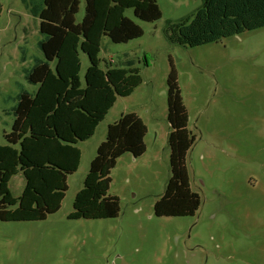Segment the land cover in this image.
Listing matches in <instances>:
<instances>
[{
	"label": "rangeland",
	"instance_id": "1",
	"mask_svg": "<svg viewBox=\"0 0 264 264\" xmlns=\"http://www.w3.org/2000/svg\"><path fill=\"white\" fill-rule=\"evenodd\" d=\"M76 1L80 22L86 3ZM142 1L143 17L134 8L123 12L140 34L118 25L124 42L103 36L98 54L101 68L127 54L140 70L141 84L131 95L117 96L94 135L78 144L80 164L68 174L59 210L41 220H0V264H264V27L183 46L167 38L166 25L203 0ZM0 3V90L14 91L18 81L35 91L19 62L24 27L31 29L26 45L34 50V19L20 0ZM105 21L103 13L100 25ZM108 24L115 26L112 18ZM81 61L83 80L89 62L83 54ZM173 71L174 84L168 81ZM47 98L38 114L47 109ZM127 112L146 125V150L140 156L124 153L109 171L107 193L118 198L119 211L77 208L107 125ZM177 116L194 137L185 165L197 202L159 215L154 204L172 174L167 138ZM13 120H0V145ZM25 182L21 171L12 174L11 195L20 196Z\"/></svg>",
	"mask_w": 264,
	"mask_h": 264
},
{
	"label": "trees",
	"instance_id": "2",
	"mask_svg": "<svg viewBox=\"0 0 264 264\" xmlns=\"http://www.w3.org/2000/svg\"><path fill=\"white\" fill-rule=\"evenodd\" d=\"M20 1L34 19L33 28L38 34L30 53L26 38L31 29L23 28L20 73L27 84L37 88L29 91L23 83L15 81L14 91L0 90V120L4 116L14 118L12 130L4 136L6 144L0 145L2 221L41 220L59 210L68 188V174L77 171L80 164L78 144L90 138L117 96L131 95L142 82L139 69L127 54L118 55L113 62L105 61L103 70L98 52L103 36L115 43L124 42L126 38L119 32L122 25L131 34H140V29L123 12L134 8L135 14L143 17L144 1L85 0L80 22L75 19L76 0ZM103 13L106 21L100 25ZM110 18L115 26L109 27ZM261 27H264V0H203L194 12L169 22L165 33L171 42L194 47ZM81 54L89 62L83 80ZM168 81L176 82L174 71ZM53 97L50 104L48 101ZM46 98L43 109H47L38 114L39 104L43 105ZM189 132L186 120L178 116L170 125L167 147L172 174L164 194L154 204L159 215L179 212L197 202L185 165L194 139ZM145 133L146 128L134 113L120 115L107 128L105 140L97 147L84 186L78 192L77 208L92 207L112 215L119 211L118 198L107 193L109 171L124 153L133 156L144 153ZM18 171L26 182L20 196L14 197L8 185L12 174Z\"/></svg>",
	"mask_w": 264,
	"mask_h": 264
},
{
	"label": "crops",
	"instance_id": "3",
	"mask_svg": "<svg viewBox=\"0 0 264 264\" xmlns=\"http://www.w3.org/2000/svg\"><path fill=\"white\" fill-rule=\"evenodd\" d=\"M0 11H1V3H0ZM100 47H101V44H100ZM99 52H100V50H99ZM99 52H98V54H99ZM99 58V57H98ZM110 61H112L113 62V60L111 59ZM99 62H100V59H99ZM99 66H100V64H99ZM81 68H82V66H81ZM101 68V67H100ZM138 68V67H137ZM103 70H104V68H102ZM139 69V68H138ZM81 71V70H80ZM85 72V71H84ZM139 73H140V70H139ZM127 113H129V112H127ZM127 113H124V114H127ZM124 114H121V115H124ZM104 120V119H103ZM103 120H101L97 125H96V127H95V129H94V131H93V133H92V135L90 136V138L94 135V133H95V131H96V128L98 127V125L103 121ZM141 120V119H140ZM117 120H115L114 122H116ZM114 122H112V123H110V124H108L107 125V128L109 127V126H111ZM141 122H142V124L144 125V127L146 128V133H147V127H146V125L144 124V122L141 120ZM106 132H107V130H106ZM146 133H145V135H146ZM169 134V133H168ZM145 135H144V137H145ZM106 137V136H105ZM105 140V139H104ZM103 140V141H104ZM103 141H101V142H103ZM100 142V143H101ZM144 144H145V142H144ZM99 146V145H98ZM145 150H146V145H145ZM145 152V151H144ZM143 154V153H142ZM93 159V158H92ZM92 161V160H91ZM117 163V162H116ZM116 165V164H115Z\"/></svg>",
	"mask_w": 264,
	"mask_h": 264
}]
</instances>
